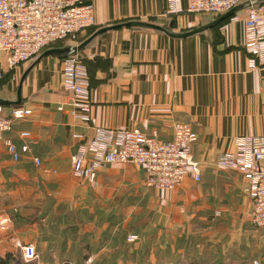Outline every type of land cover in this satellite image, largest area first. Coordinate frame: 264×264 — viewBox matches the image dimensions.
<instances>
[{
  "label": "crops",
  "instance_id": "obj_1",
  "mask_svg": "<svg viewBox=\"0 0 264 264\" xmlns=\"http://www.w3.org/2000/svg\"><path fill=\"white\" fill-rule=\"evenodd\" d=\"M92 5V30L96 31L136 21L161 26L174 23L173 31L183 33L214 20L188 13L166 16V0H93ZM182 6L187 8L186 0ZM245 18L246 13H241L237 22L185 39L133 28L96 37L79 54L91 81L88 124L76 121L71 114L62 89L64 59L44 57L22 87V103L33 115L17 122L6 136L19 148L29 145L31 151L15 162L5 147H0V257L24 246L25 209L32 213L30 244L42 253L67 255L72 250H86L88 242L92 250L112 248L114 236L105 234L107 225L98 222L97 212L102 207H96L103 205L102 198L117 192L121 181L137 183L142 190L153 189L145 184L144 170L133 165L105 166L97 173L96 187L77 178L70 160L80 141L73 136L81 134L87 141L95 128L140 129L171 141L174 124L183 122L198 135L192 156L201 165L202 180L197 183L191 175L186 177L168 194L166 207L174 209V216L176 208L182 213L189 207H178V203L191 201L190 207L195 208L193 186L206 177L210 183L205 191L212 197L207 207L213 213L199 234L204 235L205 242L193 244L196 233L189 231L182 248L176 226L170 230L175 236L169 231L161 233L159 249L208 250V264L211 255L215 260L213 250H240L238 259L235 256L230 263L264 264V235L251 222L252 200L243 192L246 180L236 172L216 168L218 158L234 150L236 138L264 137V67H248ZM92 30L83 32L81 38ZM34 62L15 72L19 83ZM18 86L5 99L17 100ZM9 113V109L5 111ZM22 133H30L29 139H22ZM35 158L41 160V166L35 164ZM220 178H225L224 183L218 181ZM88 217L95 221L86 223ZM67 222L70 225L64 227ZM229 222H235L232 224L238 229L231 230ZM215 223H221L223 230H216ZM190 258H200V253Z\"/></svg>",
  "mask_w": 264,
  "mask_h": 264
},
{
  "label": "built area",
  "instance_id": "obj_2",
  "mask_svg": "<svg viewBox=\"0 0 264 264\" xmlns=\"http://www.w3.org/2000/svg\"><path fill=\"white\" fill-rule=\"evenodd\" d=\"M93 0H0V81L22 65L36 60L49 46L71 40L94 27ZM166 0V16L185 13L219 18L235 7L251 0ZM245 18V49L249 53L248 67H264V5L249 8ZM240 15V14H239ZM239 15L230 18L237 22ZM72 43V45H74ZM62 89L67 94L73 118L85 124L91 121V81L89 72L79 55L64 58ZM63 110V108H60ZM33 111L25 106L11 107L5 114L0 106V147L15 162L21 154L31 151L29 145L20 148L6 136L17 122L25 121ZM30 133H22L29 139ZM80 141L71 156L73 174L97 186V173L108 165H133L146 174L145 184L154 190L173 191L189 175L201 182V165L192 156V146L198 135L188 123L177 122L173 139L161 140L157 134L147 135L140 129L95 128L90 140L81 134L73 136ZM41 166V160L34 159ZM220 171H234L244 177L243 192L252 200L251 222L264 235V137L245 136L234 141V150L216 161ZM132 239V237H131ZM24 258H38L33 245L20 246ZM258 264V263H255Z\"/></svg>",
  "mask_w": 264,
  "mask_h": 264
},
{
  "label": "rangeland",
  "instance_id": "obj_3",
  "mask_svg": "<svg viewBox=\"0 0 264 264\" xmlns=\"http://www.w3.org/2000/svg\"><path fill=\"white\" fill-rule=\"evenodd\" d=\"M200 18L206 20L212 17L210 15H201ZM82 33L77 36L75 43L71 40H65L64 42H67L66 44L68 45L72 43L78 45V40L81 39ZM15 72H19V70ZM15 72H12L0 82V98H5L7 95L16 92L20 78L19 76L14 77ZM229 172L234 173V171ZM218 181L224 183L225 178H220ZM209 183L210 180L204 177L200 185L193 186V193H195L194 197H192L194 202H196L194 203L195 208L190 207L191 201L189 203L182 202L181 205L178 203V207L184 204L189 207L182 213L176 208L177 212L175 215H177L174 216V209L171 210L169 205L166 207V202L170 200L168 194L171 191L154 189L146 191L142 190L137 183L121 181L118 191L107 193V198H102L103 205L96 207L97 210L102 207L97 212V216L98 222H102L103 227L107 225L104 233L114 236L115 244L113 243L112 248L92 250L91 244L88 242L89 247L86 250H72L70 254L62 256L42 253V250L36 249L38 258L33 261H27L22 250H14L10 254L9 264H208L206 256L208 250H160L159 245L161 233L165 234V232L169 231V235L175 236L170 233V230L176 226H178L176 232L182 248L183 243L187 242L189 231L196 233L193 244L207 240L202 238L204 235L199 234L207 228L209 223L206 219L213 213V210L207 207L208 199L212 198L211 195H208L210 192L205 191V186ZM73 215V212H71L70 217ZM24 217L25 230L23 235L25 247L26 245H32L30 244L32 238V231L30 230L32 225L31 211L26 212L25 209ZM94 221V217H88L85 220L89 224ZM229 223H231L229 224V226L231 225V230L237 228L234 226L236 224H232L235 222ZM67 225L69 226L70 223H65L64 227ZM214 227L216 230H223L221 223H215ZM213 251L216 252V257L213 260V255H211L209 264H234L230 263V261L235 256V259H238L237 255L240 253V250ZM43 252H46V250H43ZM179 253H181L180 256L177 255ZM198 253H200V258H190V256ZM177 256L179 259H175ZM237 264H239V261H237Z\"/></svg>",
  "mask_w": 264,
  "mask_h": 264
},
{
  "label": "water",
  "instance_id": "obj_4",
  "mask_svg": "<svg viewBox=\"0 0 264 264\" xmlns=\"http://www.w3.org/2000/svg\"><path fill=\"white\" fill-rule=\"evenodd\" d=\"M264 5V0H251L247 1L237 7H235L233 10L230 12L224 14L223 16L203 25L200 26L194 30H191L189 32H183V33H177L173 31L174 28V23H171L169 26H161L153 23H148V22H127L124 24H119V25H114V26H109L105 28H101L100 30L96 31L92 36H90L88 39H86L84 42L78 45H66L65 47L62 48H52L44 53H42L36 60L35 62L25 71L23 74L18 90H17V100L15 101H10L5 98H0V106L4 107H16L22 104L23 102V97H22V87L23 83L28 77L29 73L32 71V69L44 58L47 56H57L61 58H69V57H75L79 55L96 37L100 36L101 34H104L109 31H113L116 29L120 28H133V29H141V30H152V31H157L165 34L166 36L174 39H185L189 38L195 35H199L201 33H204L210 29H213L217 26H219L221 23L224 21L230 19L233 16L239 15L241 13H245L249 8L255 7V6H260Z\"/></svg>",
  "mask_w": 264,
  "mask_h": 264
},
{
  "label": "trees",
  "instance_id": "obj_5",
  "mask_svg": "<svg viewBox=\"0 0 264 264\" xmlns=\"http://www.w3.org/2000/svg\"><path fill=\"white\" fill-rule=\"evenodd\" d=\"M214 20L215 19H217V18H215V17H213V16H211ZM213 21V20H212ZM230 21V19H228V20H226V21H224L223 23H221L219 26H217V27H215V28H218V27H220V26H223V25H225L226 23H228ZM93 28V27H92ZM92 28H89L88 30H92ZM96 32V30H92V32H90V34H89V36L88 37H86V38H81V39H79L78 40V42H79V44H81L82 42H84L86 39H88L89 37H90V35L92 36L94 33ZM67 42H64V41H61V42H58V43H55V44H53V45H51V46H49L48 48H46L42 53H44L45 51H47V50H49V49H52V48H62V47H65L66 45H68V44H66ZM64 59V58H63ZM12 72H10V73H8L7 75H5V77L6 76H8L9 74H11ZM4 77V78H5ZM3 78V79H4ZM2 79V80H3ZM1 80V81H2ZM0 81V82H1ZM19 106H24L23 105V103L21 104V105H19ZM10 110L11 109V107H5V111H7V110ZM10 258H11V255L10 254H7L5 257H0V264H9V262H10Z\"/></svg>",
  "mask_w": 264,
  "mask_h": 264
}]
</instances>
